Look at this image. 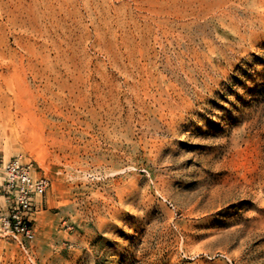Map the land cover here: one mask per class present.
Here are the masks:
<instances>
[{
    "label": "rangeland",
    "instance_id": "1",
    "mask_svg": "<svg viewBox=\"0 0 264 264\" xmlns=\"http://www.w3.org/2000/svg\"><path fill=\"white\" fill-rule=\"evenodd\" d=\"M14 158L50 184L0 264H264V0H0Z\"/></svg>",
    "mask_w": 264,
    "mask_h": 264
},
{
    "label": "built area",
    "instance_id": "2",
    "mask_svg": "<svg viewBox=\"0 0 264 264\" xmlns=\"http://www.w3.org/2000/svg\"><path fill=\"white\" fill-rule=\"evenodd\" d=\"M49 184L46 176H34L30 166L18 159L0 162V195L7 203L6 213H0V229L25 251L35 236L31 217L35 199L45 193Z\"/></svg>",
    "mask_w": 264,
    "mask_h": 264
},
{
    "label": "bare ground",
    "instance_id": "3",
    "mask_svg": "<svg viewBox=\"0 0 264 264\" xmlns=\"http://www.w3.org/2000/svg\"><path fill=\"white\" fill-rule=\"evenodd\" d=\"M223 6H224V5H223ZM221 7H222V6H221ZM225 8H226V7H225ZM239 8H241V7H239ZM234 13H235V12H234ZM236 15H237V14H236ZM243 24H244V23H243ZM248 26H249V25H248ZM240 27H241V25H240ZM239 30H240V29H239ZM241 31H242V30H241ZM244 35H245V34H244ZM245 36H246V35H245ZM243 37H244V36H243ZM243 37H242V39H243ZM187 40H188V39H187ZM244 40H245V39H244ZM187 51H188V50H187ZM187 51H186V52H187ZM188 53H189V52H188ZM188 53H187V54H188ZM184 54H185V53H184ZM187 54H186V55H187ZM167 58H168V57H167ZM167 58H166V59H167ZM169 60H170V59H169ZM171 60H172V59H171ZM169 62H171V61H169ZM166 63H167V62H166ZM195 64H196V63H195ZM177 66H178V65H177ZM167 67H168V66H167ZM175 67H176V66H175ZM169 69H170V68H169ZM177 70H178V69H177ZM179 72H180V71H179ZM178 75H179V74H178ZM172 98H173V97H172ZM169 100H171V99H169ZM171 101H172V100H171ZM173 101H174V100H173ZM81 167H82V166H81ZM79 168H80V167H79ZM83 169H84V168H83ZM77 170H78V169H77ZM118 171H119V170H118ZM120 172H121V171H120ZM76 173H77V172H76ZM78 173H80V171H79ZM78 173H77V174H78ZM114 173H115V171H114ZM81 174H82V173H81ZM109 174H110V173H109ZM109 174H108V175H109ZM115 174H116V173H115ZM123 174H124V173H123ZM127 174H128V173H127ZM129 175H130V174H129ZM86 176H87V175H86ZM80 177H81V176H80ZM97 177H99V176H97ZM125 177H126V176H125ZM74 178H75V177H74ZM104 179H106V178H104ZM123 180H124V179H123ZM111 181H112V180H111ZM136 181H137V180H136ZM136 183H137V182H136ZM111 185H112V184H111ZM132 186H133V184H132ZM126 187H127V186H126ZM126 187H125V188H126ZM129 187H131V186H129ZM129 187H128V189H129ZM103 188H104V187H103ZM113 190H114V189H113ZM122 190H123V189H122ZM134 190H135V189H134ZM139 190H140V189H139ZM110 191H111V190H110ZM120 191H121V190H120ZM98 192H99V191H98ZM102 192H103V191H102ZM106 192H107V191H106ZM92 193H93V192H92ZM103 193H104V192H103ZM108 193H109V192H108ZM112 193H113V192H112ZM116 193H117V192H116ZM127 193H128V191H127ZM106 194H107V193H106ZM119 194H120V193H119ZM143 194H144V193H143ZM145 194H146V193H145ZM147 194H148V193H147ZM108 196H109V194H108ZM117 196H118V194H117ZM89 197H91V196H89ZM98 197H100V196H98ZM122 197H123V196H121V199H119V200H122ZM94 198H95V197H94ZM94 198H93V200H94ZM103 198H104V197H103ZM105 199H106V198H105ZM110 199H111V198H110ZM126 199H128V198H126ZM144 199H145V198H144ZM151 199H152V198H151ZM96 200H97V199H96ZM99 200H100V199H99ZM130 200H131V199H130ZM133 201H135V200H133ZM133 201H132V202H133ZM95 202H96V201H95ZM101 202H102V200H101ZM124 202H125V201H124ZM83 203H84V202H83ZM96 203H98V202H96ZM114 203H115V202H114ZM118 204H119V203H118ZM128 204H129V203H128ZM132 204H133V203H132ZM149 205H150V204H149ZM114 206H115V205H114ZM131 206H132V205H131ZM90 208H91V207H90ZM123 208H124V207H123ZM132 208H133V207H132ZM134 208H135V207H134ZM93 209H94V207H93ZM99 209H100V208H99ZM121 209H122V208H121ZM130 209H131V208H130ZM111 210H112V209H111ZM84 212H86V211H84ZM91 213H92V212H91ZM94 213H95V212H94ZM100 213H101V212H100ZM100 213H99V214H100ZM109 213H111V212H109ZM122 213H123V212H122ZM122 213H121V214H122ZM136 213H137V212H136ZM92 214H93V213H92ZM96 214H97V213H96ZM105 214H107V213H105ZM108 216H109V215H108ZM118 216H119V215H118ZM93 219H94V218H93ZM108 219H109V218H108ZM116 219H117V218H116ZM112 220H113V219H112ZM119 224H120V223H119ZM121 224H122V223H121ZM109 225H110V224H109ZM106 227H107V226H106ZM113 230H114V229H113ZM113 230H112V231H113ZM110 233H111V232H110ZM106 234H107V233H106ZM110 235H111V234H110ZM62 237H63V236H62ZM62 237H61V238H62ZM112 237H115V236H112ZM54 239H55V238H54ZM56 240H57V239H56ZM118 240H119V239H118ZM49 242H50V241H49ZM84 245H85V244H84ZM118 245H119V244H118ZM116 246H117V245H116ZM58 258H59V257H58ZM42 261H43V260H42ZM58 264H59V263H58Z\"/></svg>",
    "mask_w": 264,
    "mask_h": 264
}]
</instances>
